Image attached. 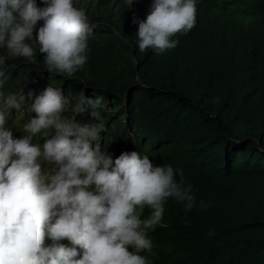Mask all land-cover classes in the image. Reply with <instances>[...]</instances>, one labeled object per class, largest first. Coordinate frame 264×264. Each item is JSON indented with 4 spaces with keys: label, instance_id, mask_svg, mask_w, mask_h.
Here are the masks:
<instances>
[{
    "label": "clouds",
    "instance_id": "clouds-1",
    "mask_svg": "<svg viewBox=\"0 0 264 264\" xmlns=\"http://www.w3.org/2000/svg\"><path fill=\"white\" fill-rule=\"evenodd\" d=\"M219 1L221 5L214 8ZM76 2L0 0V48L20 62L44 61L47 69H42V75L76 79L74 74L87 62V41L93 34L100 50L95 59L113 56L109 37L104 39L98 31L106 26L120 39L122 52L130 50L132 64L134 53L138 58L145 53L153 54L150 58L159 56L172 64V80L182 82L187 74L172 62L182 57L201 61L212 53L202 52L201 44L208 42L228 62L212 72L218 109L209 110L208 118L219 121L217 140L239 143L220 128V111L233 106V120L242 129L245 118L259 107L248 91L254 86L251 76L259 62L254 57L264 59V21L257 24L262 32L258 35L247 32L243 24L249 2L257 22L258 12L264 16V0ZM96 2L102 4L91 16L81 8ZM120 17L128 21L131 31L127 34L126 20ZM118 20L121 35L111 26ZM5 57H0V66ZM204 71L194 69L188 77L190 86L209 81ZM6 80L0 68V88ZM156 86L148 89L156 90ZM86 91L83 87L73 101L80 110H85L84 104L90 106V116L102 121L97 109L103 98L87 99ZM23 99L21 91H0V264H151L143 256L153 252L147 230L162 220L165 202L173 198L183 203L186 212L196 206L192 185L184 184L183 173L171 165L154 166L148 156L135 152L132 134L131 147L113 159L109 154L114 141L102 122L81 126L74 117L64 116L70 101L61 86L47 85L30 110L21 107ZM27 116L34 118L24 124ZM200 207L208 205L201 202ZM145 208L150 215L142 219Z\"/></svg>",
    "mask_w": 264,
    "mask_h": 264
},
{
    "label": "trees",
    "instance_id": "trees-1",
    "mask_svg": "<svg viewBox=\"0 0 264 264\" xmlns=\"http://www.w3.org/2000/svg\"><path fill=\"white\" fill-rule=\"evenodd\" d=\"M221 3H213L214 8ZM101 4L96 2L81 8L85 7L91 16ZM251 8L253 3L249 2L243 26L247 32L258 35L261 30L257 24L264 21V16L258 12L257 22ZM120 18L126 20L127 34L131 31L128 21ZM38 22L42 27L43 21ZM120 23L114 21L111 26L121 35ZM101 30L98 28L114 47L113 56L95 59L100 50L93 34L87 41V62L74 74L76 79L71 80L49 73L42 75V69H47L44 61L20 62L18 57H11L6 49L0 48V57L6 56L0 68L7 76L0 91L24 93L21 107L27 111L47 85L61 86L63 95L70 101L64 116L74 117V122L81 126L102 122L109 139L114 141L109 154L113 159L131 147L129 134H132L135 152L148 156L154 166L171 165L183 173L184 184L192 185L196 206L186 212L183 203L173 198L165 202L162 220L147 230L153 252L143 256L151 264H264V59L254 57L259 62H255L257 66L251 76L254 86L248 91V97L259 103V107L245 118L247 129L236 126L233 111H220V128L239 143L221 142L215 136L219 121L213 122L208 117L209 110L218 109L214 101L218 89L212 72L228 64L222 52L206 42L201 44L202 52L212 53L201 61L182 57L179 62H172L187 74L184 81L177 82L172 80V64L168 65L164 58H150L153 54L146 53L138 58L134 53L132 64L128 57L130 50L122 52L120 39L113 37L106 26ZM184 43L189 44L187 39ZM241 53L246 54L245 50ZM201 67L209 81L202 86H190L189 75ZM150 85L158 86L150 90ZM83 87H87L85 98L102 97V104L110 102L97 109L102 121L90 116V106L84 104L85 110H80V105L73 101V96L83 91ZM19 116L22 115H17L18 119ZM15 129V126L11 128ZM176 178L178 182L181 179L179 175ZM201 202L208 207L201 209ZM149 215L150 209L145 208L142 219Z\"/></svg>",
    "mask_w": 264,
    "mask_h": 264
},
{
    "label": "rangeland",
    "instance_id": "rangeland-1",
    "mask_svg": "<svg viewBox=\"0 0 264 264\" xmlns=\"http://www.w3.org/2000/svg\"><path fill=\"white\" fill-rule=\"evenodd\" d=\"M40 1H42V0H40ZM202 17V16H201ZM232 107L233 106H231L230 108H229V111H231V109H232ZM15 108H13V109H9V110H7V112H8V114L12 111V110H14ZM34 118V116L33 117H31V116H27V117H25L24 118V124H28L29 122H30V120L31 119H33ZM239 126H242V125H239ZM248 127L247 126H245V125H243V127H242V129H247ZM47 167H50V166H47Z\"/></svg>",
    "mask_w": 264,
    "mask_h": 264
},
{
    "label": "crops",
    "instance_id": "crops-1",
    "mask_svg": "<svg viewBox=\"0 0 264 264\" xmlns=\"http://www.w3.org/2000/svg\"><path fill=\"white\" fill-rule=\"evenodd\" d=\"M126 53V52H125ZM124 54V53H123ZM129 57V56H128Z\"/></svg>",
    "mask_w": 264,
    "mask_h": 264
}]
</instances>
